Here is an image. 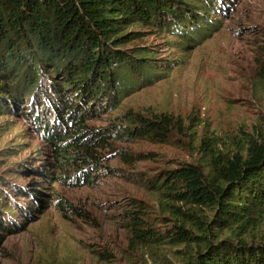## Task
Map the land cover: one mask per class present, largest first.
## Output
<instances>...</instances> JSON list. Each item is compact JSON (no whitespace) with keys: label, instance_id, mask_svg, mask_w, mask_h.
<instances>
[{"label":"trees","instance_id":"1","mask_svg":"<svg viewBox=\"0 0 264 264\" xmlns=\"http://www.w3.org/2000/svg\"><path fill=\"white\" fill-rule=\"evenodd\" d=\"M235 2L0 0V115L20 110L54 153L52 169L40 171L48 186L39 182L25 186L18 178L0 175V243L6 234L28 230L45 214L54 202L53 184L93 182L102 160L98 152L117 138L167 140L183 123L167 112L151 117L122 112L126 97L167 78L181 62L129 47L141 38L142 31L133 27L175 35L178 47L188 51L222 27L219 15L227 14ZM102 112L110 113V123L95 128L88 120ZM205 143L202 139L198 147L209 161L207 175L198 166L184 163L164 169L149 182L175 200L201 210L210 208L213 222L202 219L195 207L189 213L172 203L180 214L197 219L199 231L206 233L207 226L216 223L223 233L214 240L205 234L199 243L185 225L161 231L133 216V210L132 229L149 243L184 244L189 249L197 245L188 264H264V237L246 238L251 229L264 226V134L247 142L243 153L205 148ZM16 170L22 169L11 166L9 175L15 176ZM12 190L29 201L17 200ZM58 205L63 211L72 207L63 200Z\"/></svg>","mask_w":264,"mask_h":264},{"label":"rangeland","instance_id":"2","mask_svg":"<svg viewBox=\"0 0 264 264\" xmlns=\"http://www.w3.org/2000/svg\"><path fill=\"white\" fill-rule=\"evenodd\" d=\"M231 8L219 15L222 27L188 51L178 47L175 35L133 27L142 33L129 47L181 62L167 78L126 97L122 112L150 117L167 112L183 123L167 140L117 138L98 152L99 176L90 184H53L54 202L45 214L28 230L4 236L0 264H188L197 245L189 249L184 244L146 242L132 229V210L133 216L161 231L185 225L199 243L205 234L214 240L223 233L216 223L207 226L206 233L199 231L197 219L180 214L172 203L189 213L195 207L202 219L211 222L214 211L175 200L165 189L156 190L149 179L184 163L207 175L209 161L198 147L202 139L205 148L243 153L247 142L264 134V0H236ZM109 117L102 112L88 122L100 128L110 123ZM53 163L52 148L30 118L20 110L0 115V175L18 178L25 186L34 182L48 186L40 171L52 169ZM11 166L22 170L11 176ZM12 192L17 200L29 201L25 194ZM59 200L72 207L61 210ZM262 237L264 226L246 235L249 241Z\"/></svg>","mask_w":264,"mask_h":264}]
</instances>
